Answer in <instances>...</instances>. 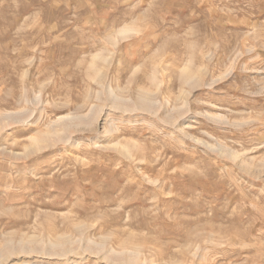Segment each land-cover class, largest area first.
<instances>
[{"label":"rangeland","instance_id":"374dc122","mask_svg":"<svg viewBox=\"0 0 264 264\" xmlns=\"http://www.w3.org/2000/svg\"><path fill=\"white\" fill-rule=\"evenodd\" d=\"M0 264H264V0H0Z\"/></svg>","mask_w":264,"mask_h":264}]
</instances>
